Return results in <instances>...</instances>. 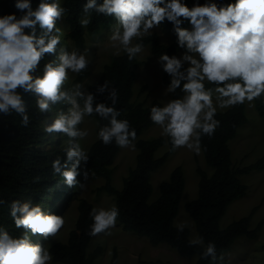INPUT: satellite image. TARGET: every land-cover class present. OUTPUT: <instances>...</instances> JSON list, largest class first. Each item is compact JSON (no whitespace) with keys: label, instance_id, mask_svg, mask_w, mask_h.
<instances>
[{"label":"clouds","instance_id":"obj_1","mask_svg":"<svg viewBox=\"0 0 264 264\" xmlns=\"http://www.w3.org/2000/svg\"><path fill=\"white\" fill-rule=\"evenodd\" d=\"M13 7L16 12L0 15V118L19 117L20 126L27 128L32 122L28 97L41 115L62 105L43 129L68 139L65 155L53 159L51 169L69 188L83 190L90 161L81 144L89 136L81 127L86 117L105 122L97 132L104 146L135 151L137 131L120 118L119 90L109 82L97 83L94 92L79 82L69 86L70 74L88 71L93 59L92 47L69 50L62 43L58 23L68 14L62 0H38L35 5L34 0H13ZM81 12L78 22L84 28L92 23L93 13L115 21L107 47L128 61L143 58L145 38L171 24L182 52H164L156 63L169 77L163 95L174 98L163 106L152 105L148 119L167 138L172 152L186 149L200 155L203 138L211 139L221 126L218 113L245 104L254 107L257 100L264 103V0H194L191 6L188 0H85ZM46 56L53 59L41 67ZM0 208L21 230L14 236L0 225V264H53L47 245L64 228V216L33 199L0 198ZM89 215L92 224L86 235L110 237L120 209L113 204L93 208ZM176 229L183 233L185 225ZM33 237L39 241L33 242ZM188 244L200 246V259L209 264H229L224 253L218 255L214 241L198 237Z\"/></svg>","mask_w":264,"mask_h":264},{"label":"trees","instance_id":"obj_2","mask_svg":"<svg viewBox=\"0 0 264 264\" xmlns=\"http://www.w3.org/2000/svg\"><path fill=\"white\" fill-rule=\"evenodd\" d=\"M190 1L188 0L189 6ZM84 2L85 0H62L63 6L68 9V14L61 21V24L66 27L63 36H68L74 46L79 49H83L85 46V29L78 22L82 15L81 10ZM36 3L38 0H34V5ZM16 11L13 7V0H0V15ZM114 22L111 18L97 16L93 13L92 23L86 27V31L88 35L96 36L102 31L108 30ZM184 26L188 27L189 25L185 24ZM162 27L170 33L171 43L163 45L160 43L159 37L153 34L145 38V45L150 46V51L155 57L164 52L169 55H177L182 50L176 46L171 24L162 25ZM50 58L51 56H46L41 65L43 66V63H46ZM141 66L142 62L128 61L123 54L120 57L115 56L103 67L97 82L102 84L107 81L119 90L117 107L121 109L120 118L128 119L137 131L135 143L138 153L135 168L131 169L123 180L122 189L115 190L111 186V166L120 148L115 145L104 146L96 139L88 150L90 161L87 169L95 177L105 181L99 191L114 197V204L120 209L117 224L123 231L146 238L153 247L166 244L181 257L197 256L195 264H209L207 260L200 259L202 251L200 246L189 247L188 230L185 229L183 233H178L174 225L185 188L184 175L180 167L171 172L168 181L160 184L158 199L154 203L148 204L152 194L151 174L165 164L172 151H170L166 137L148 141L139 139L143 131L154 126L148 119L150 107L154 104L163 106L158 101H153L148 106L131 102L132 87ZM161 79L167 86L169 77L162 72ZM89 90L94 92L95 85L89 87ZM28 99L32 122L27 128L20 126L19 117L0 118V198L5 200L33 199L34 202L40 203L45 210L58 214L57 208H53L56 202L62 200V205L65 208L72 196V188L65 185L61 177L53 175L51 169V161L57 156L65 155L62 151L64 146H60L54 155L37 149L51 135L43 131L44 115L36 111L35 101L30 97ZM103 99V96L98 97L99 101H103ZM62 107V105H57L58 111ZM254 108L258 116L264 117V103L257 100ZM90 118L95 119L97 123V134L99 126L105 122L100 121L98 117ZM217 119L221 121V126L215 135L211 139L204 137L202 141L205 146V150L202 151L205 163L213 170V173L208 176L200 167L196 168V173L199 176L198 195L194 201L185 205V212L192 219L198 237H203L205 243L214 241L219 255L228 253L239 237L244 236L249 240H255L258 237L262 222L254 229L250 227L251 218L256 208L248 216L232 222L224 229H220L219 222L227 207L234 201L243 198L247 193V187L240 182L239 177L248 175L252 171L264 170V153L254 164L236 168L231 160L229 141L234 139L237 131L247 123L245 105L218 113ZM54 144L57 143L54 142ZM65 144L66 147L68 140ZM165 144L169 147L168 152L160 158H155V153ZM92 209V205L88 202L84 200L79 202L75 227L69 232L67 242L56 243L50 247L54 257L53 264H95L102 249L98 246L91 253H87L91 237L86 233L92 224L89 215ZM0 225L5 226L14 236L21 232L20 229L15 228L8 211L4 208H0ZM34 238H32L33 242ZM110 264H117L116 252H114Z\"/></svg>","mask_w":264,"mask_h":264},{"label":"rangeland","instance_id":"obj_3","mask_svg":"<svg viewBox=\"0 0 264 264\" xmlns=\"http://www.w3.org/2000/svg\"><path fill=\"white\" fill-rule=\"evenodd\" d=\"M193 2L194 0L190 1V6ZM200 2L203 3L204 0H200ZM58 25L62 33H65V25L61 24V22ZM110 28L96 36L88 35L86 28H84V48L92 47L91 56L93 63L88 71L80 75L70 74L69 86L77 82L83 83L87 88L97 84L103 67L115 57L112 50L107 47V37L110 34ZM154 34L159 37L161 44L169 45L171 43L170 33L162 26ZM98 41L99 46H95ZM64 42H66L64 46L69 50L76 49L68 36L64 37L62 35V43ZM150 54L152 55L150 46L147 45L143 58L137 59L142 62V66L137 71L132 87L133 97L131 102L148 106L151 102L158 101L163 105L167 100L174 97L163 95L166 85L163 84L161 79L162 70L156 63V57H151ZM51 59H53L52 56ZM57 111L56 105L54 106L53 113L44 115L43 128L47 123H50V117H54ZM245 115L247 123L237 131L236 137L229 141L231 160L236 168L254 164L264 153V117L258 116L255 108L249 107L247 104H245ZM81 127L89 131V136L86 140L81 141L82 146L88 151L97 139V123L95 119L86 117ZM158 137H162L161 130L154 125L143 131L139 139L148 141ZM66 140H68L67 137L52 134L37 149L54 155L60 146L65 147ZM54 142L57 144H54ZM168 150L169 147L165 144L155 153V158L162 157ZM137 153V149L135 151L128 149L119 150L111 166V186L115 190L120 191L122 189L123 180L127 177L128 172L135 168ZM177 167H180L183 171L185 188L174 225L175 227L178 224L185 225V229L189 232V240H192L198 238V235L192 219L185 212V205L194 201L198 195L199 176L196 173V168L200 167L208 176H211L213 173V170L205 163L202 152L200 155H195L186 149L172 152L165 164L151 174L152 194L148 200V204L150 205L158 199L160 184L168 181L171 172ZM87 171L89 179L86 182V187L83 190L79 187L72 188V196L65 208L62 205V200H58L55 206H53V208H57L59 215L64 216L65 225L58 236L48 243L47 246L49 248L56 243L67 242L69 232L75 227L78 216V205L81 200L88 202L93 208H110L114 204L113 196L99 191V188L104 185L105 181L95 177L88 169ZM78 179L80 178L78 177ZM239 180L247 187V193L243 198L234 201L227 207L224 216L219 222V227L220 229L226 228L232 222L248 216L254 208L256 210L252 215L250 227L254 229L260 222H262V226L255 240H249L244 236L237 238L230 251L225 254V260L229 264H264V170L252 171L248 175L240 176ZM112 233L110 237L103 235L91 237L87 253H91L98 246L102 249L95 264H110L114 252L117 254V264H195L197 261V256L190 258L181 257L166 244L153 247L146 238L123 231L118 224L112 230ZM38 240L39 237L34 238V242Z\"/></svg>","mask_w":264,"mask_h":264}]
</instances>
